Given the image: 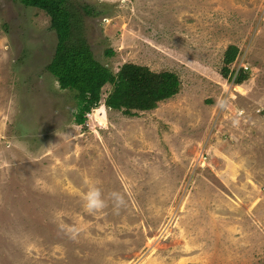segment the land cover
<instances>
[{"label": "rangeland", "instance_id": "obj_1", "mask_svg": "<svg viewBox=\"0 0 264 264\" xmlns=\"http://www.w3.org/2000/svg\"><path fill=\"white\" fill-rule=\"evenodd\" d=\"M77 1L97 61L181 89L129 117L107 85L79 126L50 18L0 0V264H264V0ZM92 185L124 205L89 213Z\"/></svg>", "mask_w": 264, "mask_h": 264}, {"label": "trees", "instance_id": "obj_2", "mask_svg": "<svg viewBox=\"0 0 264 264\" xmlns=\"http://www.w3.org/2000/svg\"><path fill=\"white\" fill-rule=\"evenodd\" d=\"M14 1L27 8L39 9L50 18L51 29L57 36V46L47 71L57 79L61 90L78 93L77 125H85L87 114L99 106L102 90L107 85L113 86V91L105 99L107 107L129 117L137 116L138 112L152 111L159 103L179 93L181 81L172 72L156 73L148 67L125 64L114 74L96 60L85 37L80 15L81 12L91 17L100 15L93 7L77 0ZM237 54L238 48L235 46L226 52L225 76L232 74L229 67L235 62ZM237 83H241V78Z\"/></svg>", "mask_w": 264, "mask_h": 264}, {"label": "clouds", "instance_id": "obj_3", "mask_svg": "<svg viewBox=\"0 0 264 264\" xmlns=\"http://www.w3.org/2000/svg\"><path fill=\"white\" fill-rule=\"evenodd\" d=\"M65 137L69 134L65 133ZM63 139V138H62ZM84 208L89 213L101 211L108 206V202L111 201L114 210L118 211L125 203L124 196L117 191H111L105 194L99 187L95 185L90 186L83 194Z\"/></svg>", "mask_w": 264, "mask_h": 264}]
</instances>
